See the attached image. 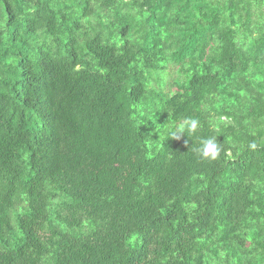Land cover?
<instances>
[{
  "label": "trees",
  "instance_id": "16d2710c",
  "mask_svg": "<svg viewBox=\"0 0 264 264\" xmlns=\"http://www.w3.org/2000/svg\"><path fill=\"white\" fill-rule=\"evenodd\" d=\"M0 264H264V0H0Z\"/></svg>",
  "mask_w": 264,
  "mask_h": 264
},
{
  "label": "clouds",
  "instance_id": "9594fccd",
  "mask_svg": "<svg viewBox=\"0 0 264 264\" xmlns=\"http://www.w3.org/2000/svg\"><path fill=\"white\" fill-rule=\"evenodd\" d=\"M199 126V121L195 118H186L184 123L180 125L179 134H174V138L179 139L183 129L187 128L189 132H195ZM254 147V146H253ZM202 159L216 160L220 154V144L216 137L201 140V147L196 149Z\"/></svg>",
  "mask_w": 264,
  "mask_h": 264
}]
</instances>
